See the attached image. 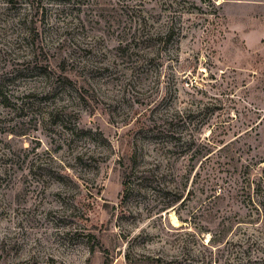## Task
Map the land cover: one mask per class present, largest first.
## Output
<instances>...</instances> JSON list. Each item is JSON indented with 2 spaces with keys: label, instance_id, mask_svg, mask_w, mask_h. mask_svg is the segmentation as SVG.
<instances>
[{
  "label": "rangeland",
  "instance_id": "374dc122",
  "mask_svg": "<svg viewBox=\"0 0 264 264\" xmlns=\"http://www.w3.org/2000/svg\"><path fill=\"white\" fill-rule=\"evenodd\" d=\"M44 1L51 6L54 24L59 17L56 6L68 9L59 25L67 38L62 54H72L79 78L72 87L57 78L52 82L40 78L19 42L17 13L0 0V86L14 106L10 110L0 105V243L4 247L0 260L101 264L102 254L89 257L81 238L95 226L96 233L106 236L111 264H126L128 243L119 240L120 230L143 236L144 247L133 250L148 257V264H155L153 258L163 264H206L210 235L203 229L217 237L222 226L238 218L235 204L209 208V184L217 179L223 185V181L238 182V187L241 182L254 193L262 176L259 191L264 192V0H143L147 29L171 30L175 35L160 48V63L147 61L135 69L124 58L114 61V36L107 34L112 15L100 10L104 0H81L79 8L77 0ZM120 18L128 28L129 17ZM97 39L109 48L102 51L109 65L83 74V81L82 49L93 45L89 58L102 61ZM61 40L56 38L46 47L55 52ZM64 105H69L64 113L73 124L77 121L79 127L92 129L101 135L98 140L106 138L113 146L97 169L94 165L81 169L72 160L83 145L81 134L69 137L52 125L64 119ZM156 105L158 110L166 106L179 112L174 129L183 140L192 134L201 152L226 150L198 156L195 162L175 156L172 163L179 177L171 179L175 186L186 181L192 190L189 201L152 216L157 205L149 198H133L130 208L140 212L133 221L120 205L121 194L134 182L131 154L139 122ZM153 142L140 140L148 153L145 159H158L166 169L168 159L163 161L155 147L158 143ZM73 204L76 209L70 208ZM68 209L75 219L67 217ZM149 209H154L150 216ZM243 211L242 216L249 215ZM123 214L127 216L121 220ZM223 246L220 264H264V224L233 226L221 241Z\"/></svg>",
  "mask_w": 264,
  "mask_h": 264
},
{
  "label": "trees",
  "instance_id": "16d2710c",
  "mask_svg": "<svg viewBox=\"0 0 264 264\" xmlns=\"http://www.w3.org/2000/svg\"><path fill=\"white\" fill-rule=\"evenodd\" d=\"M128 1L132 0H104L100 4V10L102 12L105 11L106 14L110 13V16L112 15L109 20L107 34H111L112 37L114 36V47L111 48L115 51V54H113L114 61L124 58L129 61L128 63L130 65H132V69L140 68V66L147 61H156L160 63V59L162 58L160 48L169 45L175 34L171 30L164 33L151 32L147 29V21L141 13L144 4L143 0H134L133 2ZM80 2L81 0H77L76 8H79ZM6 3L17 13L16 22L20 30L19 42L23 44L24 49H27V57L30 59L29 62L35 67L38 76L48 82H52L53 79L57 78L58 80H63L62 84L64 86L70 85L72 87L74 83L77 82V78H79L76 77L79 70L74 72V64L71 59L72 54H70V56L65 54L63 56L62 54L64 44L67 43V38L62 36V28L59 26L60 23L65 21V18L61 17L67 16L68 9H66L65 6H56V8H59L56 14L59 17L56 18V24H54L50 22L51 15L48 8L51 6L44 0H23V2L20 0H6ZM94 5L98 4L94 3ZM102 7L108 8L103 9ZM132 12H136V16H132ZM123 16L129 17V22L127 23L130 26L128 28H126V22L124 23L121 18L119 19V17ZM61 37V44H57L58 48L55 52L50 51L46 47L47 44H50L56 38ZM96 43L100 49L99 54L102 61H93L89 58L93 55V45L82 49L85 60L80 67V76L82 75L81 77L83 81H85L83 74H90V72L97 67L106 68L109 65L105 61L106 58L104 53H102V51L105 52L109 49L108 46L102 47L101 39H97ZM0 105L1 107L10 110L14 107L10 101V97L3 92L1 86ZM67 107H69V105H64L61 108V114H64V119L52 122V125L60 127L65 135L69 137H72L77 133L81 134V136L84 137L82 142L83 145L81 146V149H79L80 151H75L72 160L80 166L81 169L83 167L87 168L90 165H94L93 168L97 169L98 164L102 162V157H107L112 154L113 146L106 138H101V141L98 140V137H101V135L93 133L92 129L79 127L77 121L76 124H73L71 122V116L64 113ZM136 114L140 117L139 113ZM47 115L51 117L53 111L47 112ZM180 116L181 115H179L177 110L166 109V106L162 107L161 110H158V105H156L153 109L151 108L148 110V114L144 115V121L139 122L136 131L138 136L134 137L132 142L131 168L133 170L134 182H132V184L125 189L124 193L121 194L120 200V205H124L129 219L133 221L140 218V212H132V209L130 208V201L133 198H137L138 201H143L149 198L151 203L157 205V211L153 213L152 216L159 215L161 212H168V210H174L179 206L185 205V203L189 201V198L192 195V190L190 188L187 189L186 181L185 183L177 181V185L175 186L174 180L171 179L172 177H179V171L176 170L174 163H172V161H175L176 157L187 158L189 161L195 162L198 156L203 155L202 157L204 158L206 157L204 155L209 154H211V156L214 154L220 155L226 150L221 148L218 152L214 153L201 152L196 146V138H194L192 134L183 140L182 134L176 132L173 126L174 123L178 122ZM147 138L156 141L153 143H158L155 144V147L161 152L163 161L168 159L166 162V169L162 167V164L158 159H145L148 153L145 151L144 147L139 144L140 140H145ZM101 142H103V145ZM193 147H196V149L193 150ZM171 157L174 159H171ZM260 163L261 162L259 161L255 164L259 165ZM167 178H170L171 180H167ZM262 180L263 178L261 176L259 181H257L258 183H256V191L254 193L247 192L245 186H241V182L238 187V182L234 183L236 185L235 187V185H230L226 181H223L225 184L223 185L219 183L217 179L215 182L209 184L210 194L207 195L206 198L210 206L209 208L211 210H220L221 207L232 208V205L235 204V206L237 205L238 218L233 219V222H231L229 226L227 224L222 226L217 237H215L214 234H211L208 228L205 227L203 229L204 233L210 235V239L208 240L207 245H205L207 246L205 248L208 252V255L205 256V259L207 260L206 264H220L222 262L224 259V246L226 245V242L224 241L225 243L223 247H220V244L226 237V233H228L230 228L237 226L239 223L243 225H252L256 223L264 224V192L260 193L259 191ZM244 190H246V194ZM139 203L140 202H136V204ZM69 206L70 208L76 209L74 204ZM248 208H251L254 213L250 211L251 209L248 210ZM153 210H147V214L150 216ZM243 210L249 215L242 216L241 214L244 212ZM66 212L68 213L67 217H73V219H75L73 211L68 209ZM48 213L49 215L51 214V212ZM175 213H177V211H175ZM125 215L127 216V214H123L120 219H125ZM147 218L148 220L153 219L152 217ZM93 229L92 232L86 231L81 234V238L84 240L88 249V256L92 257L96 252H99L102 254L101 264H111L112 258L109 255L110 250L105 242L106 236H104L103 233L99 234V230L96 233L95 230H97V228L95 226ZM132 233V230H120L117 233L119 240L128 243V247L124 252L125 263L148 264V261L150 260L148 257H145L142 254H136L133 250L138 247V245L144 247L146 241L143 236L140 235L139 237V233L136 236H133ZM146 236L148 235L146 234ZM2 243L3 241L0 243V254L4 249V247H1ZM152 262L155 264H163V260L160 258H153ZM0 264H6V262L0 260Z\"/></svg>",
  "mask_w": 264,
  "mask_h": 264
}]
</instances>
